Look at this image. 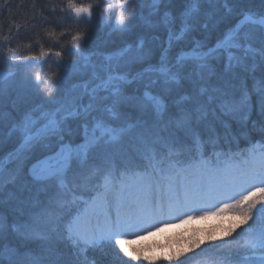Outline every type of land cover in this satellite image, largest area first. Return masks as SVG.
I'll list each match as a JSON object with an SVG mask.
<instances>
[{"label":"snow or ice","instance_id":"snow-or-ice-1","mask_svg":"<svg viewBox=\"0 0 264 264\" xmlns=\"http://www.w3.org/2000/svg\"><path fill=\"white\" fill-rule=\"evenodd\" d=\"M129 2L116 0L121 8ZM161 2L153 0L154 14L159 11L156 6ZM197 2L185 0L186 7L179 15L178 32L174 27L175 18L170 12L164 13L163 23L168 29V40L167 47L161 50L159 63H149L131 76L122 70L123 67L131 63H144V53L125 61V65L120 63V59L127 49L121 50L115 62L113 57H107V62L90 63L86 53L87 36L80 31L71 35L70 46L63 50L53 52L51 48L45 50L41 46L39 56L18 58L25 62L39 61L41 66L52 64L56 69L47 79H42L39 73L35 77L36 88L55 107L50 110L34 109L26 114L20 132L23 136L22 149L35 146L37 149L51 151L49 139L55 137L57 140L58 150L34 164L31 174L38 181L54 180L63 190L59 199L61 208L67 211L53 227L71 249L72 259L62 264H98L95 257H89V251H99L104 255L110 252L113 256L112 264H129V261L135 264V261L141 259V253L132 250L129 244L133 236L141 233L133 232V229L159 230L160 227L168 226L167 222L160 220L165 215L170 220L185 223L224 214H231L235 221L227 230L228 236L242 229L238 234L244 237L238 246L241 255L239 264H264V148L253 147L239 160L227 155L221 163L217 142H202L198 136H194L191 127L193 117L199 119L204 108L200 97L207 90L202 83L214 74L211 60L219 61L226 57L225 72H231L237 67L244 71H255V56L258 52L264 64V13H236L234 9H229V14L238 17L236 24L228 28L222 38L217 39L215 46L208 47L205 40L193 35L198 25ZM94 11L93 4L78 3L77 0H65L60 7V13L67 14L68 22L76 25L85 23L90 26ZM124 21L123 15L118 16L117 22L124 26L122 31L128 27ZM219 23L216 21V25ZM250 26L260 29L259 49H254L250 43L253 39ZM49 36L59 43L54 32H50ZM174 48H179L175 54ZM51 55L57 59H45ZM64 57H76L72 65L75 74H86L89 77L82 85H73V90L82 89L76 96H69L68 92L63 97L60 95L69 67ZM249 59L253 60L251 68L248 65ZM33 66L32 63L22 65L25 69ZM9 78V73L0 71V82ZM182 83L198 89V94L192 98L193 107H180L178 116L169 115L166 121L160 120L153 125L158 129L153 144H160L161 150L146 146L141 158L131 166L125 165L117 176L107 146L118 141L133 127L131 124L124 126L130 114L122 109H151L157 116H163L166 107L161 95L153 94L150 89L158 88L161 93L170 95ZM41 84L44 87H40ZM134 84L136 89L128 93V87ZM140 87L144 88L142 97L135 94ZM85 95L89 98L86 105L80 102ZM215 99L217 97L208 95L207 102L211 103ZM221 108L231 110L227 101L221 103ZM69 118L81 121L83 142L65 141V122ZM180 132L184 133L183 137L178 135ZM68 135H73L71 130ZM93 153L105 163L93 167L92 172L98 177V182L90 189L88 197L80 196L78 199L75 189L69 185L68 173L74 162L81 167L85 166ZM16 158L19 159L18 156ZM5 164L6 161H0V181L5 180ZM75 176L76 173L73 174V182ZM14 179L15 175L9 173L8 180ZM162 184L167 186L170 193L166 204L153 199V192H158ZM5 230L6 225L0 223V232ZM13 230L23 240L34 238L32 233L19 232L15 226ZM200 244V241H193L189 251ZM13 252L15 249L7 246L0 250V264H4L6 253ZM183 255L185 253L179 252L175 257H170V264ZM123 257H127V260Z\"/></svg>","mask_w":264,"mask_h":264},{"label":"bare ground","instance_id":"bare-ground-1","mask_svg":"<svg viewBox=\"0 0 264 264\" xmlns=\"http://www.w3.org/2000/svg\"><path fill=\"white\" fill-rule=\"evenodd\" d=\"M111 1L112 0H109V2ZM113 1L114 6L116 7V0ZM77 2L93 4L95 9L94 17L96 20L92 21V25L89 26L85 23H81L79 25L74 23L70 24L67 19V14L60 13V7L63 3H65V0H0V71L10 74L9 79L0 82V121L1 124H4L2 132L0 128V137L2 136L0 138V161H6L4 169L5 180L0 181V223H3L4 225L18 218L24 217L27 214L26 204H22L21 206L16 204L17 201L15 199L19 193L12 188V180H8V174L11 173L15 175V179L13 181H18L19 174H22V165H24L27 170V173L24 172L25 180L28 182L30 179L32 181H36L32 182L31 185L34 184L36 187H40V189L47 188V190L53 195H61L63 191L59 187L58 182L54 180L38 181L29 175V168L32 165L36 164L44 156L58 150L56 147V138L51 144V151L42 149L38 155L32 157L31 153L28 158L26 153L28 154L32 152L33 149L32 147L25 148L22 150L26 153H21V157L25 160L23 161V164L14 158L9 160L8 151L11 149L19 150V148H21L17 146V139L21 136V123L11 115H8L6 109H8V107H12V104H14L15 107L17 102L22 104V107L26 109L25 111H27V114L31 113L34 109H41V106L47 103V99L44 97L43 93L36 88V74L39 73L42 79H47L51 77V73L55 71V69L52 70V64L45 63L41 66L39 61L25 62L19 60L18 58L22 56H39L41 46H43L45 50L51 48L53 52L56 50H63L64 48L70 46L71 35L75 34L77 31L86 34V53L95 58L100 57L98 54L100 53L101 48L105 49L108 44H123V40L119 37H114L112 39L107 34L99 35V28L96 24L99 18H103V16L104 18L109 19L110 11L106 10L109 4L103 3V0H77ZM253 2L257 4L260 3V9L261 7L264 8V0H245L244 4L240 8L250 9L249 4ZM141 3L144 5V0ZM96 5H99V7L97 8ZM184 5L185 0H180V8ZM170 6H172L171 3ZM53 9H55V11H53ZM139 11L141 10H138V12ZM131 22L132 24H135V20L129 19V24H131ZM50 32L55 33L59 43L51 39L49 36ZM61 33H64V35H61ZM132 33V37H129L131 38L129 39V46H135L139 37L143 34L142 31L136 30ZM121 47L124 48L123 46H117L114 48V51L121 49ZM9 49H11V51H9ZM161 50L162 47L160 43L158 46V52L152 54L151 61L153 60L154 64L159 63ZM177 51H179V48H174L173 54ZM45 59L55 61L57 58L54 55H51ZM63 59L69 65L66 72L73 70L74 68L72 65L77 58L64 57ZM212 61L215 63L213 69H217L221 75L227 77L228 79H231L233 74H237L242 70L237 67L231 72H225V64L227 62L225 57H222L219 61ZM89 62L91 63L90 59ZM24 63H32L34 66L25 69L22 67ZM80 63H83V61H80ZM248 65L249 68H251L250 62ZM246 72L248 71L242 70V74H245ZM240 82L241 81L239 80L231 79L225 85L223 84V89H227L229 91H225L229 93L228 95H233L235 92V86H237ZM218 83L219 80L215 77H208L207 80L202 83V86L208 91L211 86L216 88ZM260 85L261 88L257 89L258 96L264 95V82ZM40 87H44V85L41 84ZM181 93H189L188 96H190V94H198V89H193L191 85L186 83ZM208 95L215 96L216 93L212 89L207 92V96ZM147 115H152V112L148 111ZM17 116L20 120L19 115ZM155 120L156 118H149V122ZM3 137L9 139V144H7L8 141L6 142V140H3ZM3 142L7 145V147L3 144ZM81 142H83V140H81ZM126 143L127 142H125V144ZM124 145L122 147H124ZM247 153V148L245 146L239 150L238 155L242 158V156ZM81 184L82 183H80V185ZM51 185L58 186L56 187ZM69 185L71 187L73 186L72 183H69ZM3 187L7 188V190L4 191ZM52 188L55 189L51 191L50 189ZM30 194V189L25 187V189L21 191L18 200L21 202L27 201L25 199ZM37 229H39V227H37ZM2 244L4 243L1 239L0 250L2 248ZM34 245H37V243H34ZM17 252L19 254V259H22L27 254L25 250H17ZM4 264H14V262L12 263L4 259Z\"/></svg>","mask_w":264,"mask_h":264},{"label":"rangeland","instance_id":"rangeland-1","mask_svg":"<svg viewBox=\"0 0 264 264\" xmlns=\"http://www.w3.org/2000/svg\"><path fill=\"white\" fill-rule=\"evenodd\" d=\"M142 1L143 0H136V2H135V0H133L132 3L125 5L123 8H121L120 6H119V8H117L114 6L113 0L111 2H109V0H103V3L109 4L112 6V7L106 8L107 11H110L109 19L104 18V16H103V18L105 20L112 22V28L114 29L115 33L122 34V33L126 32V35H124V37L131 39L129 37H132V35H133L132 31L136 30V31L144 32L145 31L144 27L146 28L147 24L149 25V22H147V24L136 25L137 19L135 20V24H132V22H131V24H129V19H126L129 15V14H127V11L128 12H132V11L134 12V11L141 10L143 8L144 5L141 3ZM145 1L149 4V7L151 10H147L144 13L149 14L150 11H154L153 0H144V4H145ZM168 5L170 6V4L165 0V2H162L160 6L157 5L156 7H158V9H160L161 6L163 7V6H168ZM158 14L160 15L159 12H158ZM120 15L124 16L125 25H128V27L123 31L121 29L124 26L120 25L117 22V18ZM163 16H164V14L161 15L159 19L157 18L158 21L154 20V21H152V23L154 24L156 22H159V24H160V22H161L162 24H160V26L164 25ZM103 18H102V20H103ZM160 26L157 28V30H159ZM213 27L214 26H211L210 28L212 29ZM114 32H112V33H114ZM211 32L212 31H209V34ZM112 33L105 32V34H112ZM203 38L208 39L205 36H203ZM149 40H152V39L149 38ZM129 41L130 40H127L126 42L129 43ZM138 41H140V42L142 41V43L138 46H126V47L121 48V49L116 50V51L112 50L113 46L110 43L111 45H110V47H108V50H106L105 54H103L101 56V58H97V59L93 58L91 60V63L100 64V63L107 62L106 61L107 57H113V62H115V60L118 57L121 50L127 49L128 51L125 53L124 57L120 59V63L122 65H125V61H128L134 57H137L141 53H144L146 56L149 54L148 49H150V48L153 49L154 47H158V44L152 43L150 41H147V43L144 42L142 36L139 37ZM137 42H136V44H137ZM164 46H167V41L164 42ZM106 49H107V47H106ZM133 64L134 63L127 64L126 66L123 67L122 70L129 72V70L131 68L130 66H132ZM54 69H55V67L52 66V70H54ZM141 69H142V66H139L137 68V70L135 71V73ZM55 71H56V69H55ZM132 75H134V74L132 73ZM87 78H88V75H86V74L85 75L75 74L74 69L71 71H68L67 72V79L63 85V90L60 93L61 97L64 96L65 92H68L69 96L78 95L82 91V89L77 88V89L73 90V85H75V84H81L82 85L86 81ZM150 91H152V89H150ZM152 92H153V94L162 95L160 90L158 92H154V91H152ZM88 99H89L88 96H84L83 100L80 102L82 104L86 105L88 103ZM53 107H55V105L49 104L47 101L46 104L41 106V110H44V109L50 110ZM25 110L26 109H24L22 107V104L17 102L15 104V107H14V104H12V107H10V108L8 107V109H6V112L8 113V115H11L13 118L17 119L18 121H20V123H22L25 115L27 114L26 113L27 111H25ZM122 111L130 114L128 119L124 122V126H127V124H131V125H133V127L128 132H126L123 136H121L118 141L107 146L108 152L111 156V159L115 157L114 153L110 152V150L112 148H118L120 146H123L126 142L127 135L129 136V138H133L135 136V134H137L138 131L144 127V124L139 119V117H141V113L143 112V110H141L139 108H123ZM18 114H19L20 120L18 119V116H17ZM37 114H38V112H37ZM75 120H76V122H75L76 125L75 124L72 125L73 129H75V132H73V135H71V136L73 137V136L77 135V137H78L77 140H83V129L79 128L81 121H79L78 119L69 118V120L65 122V126L69 122L75 121ZM3 126H4V124H1V121H0L1 132H2ZM75 139H76V137H75ZM3 140H6V142L8 141L7 144H9V139H6L3 137ZM54 140H55V137L50 138L49 143L52 144L54 142ZM3 144H5V143L3 142ZM6 147H7V145H6ZM19 149H20V151L22 150V148H19ZM32 149H33L32 152H30L28 154L26 153L28 158H29V155L31 153H32V157H33L35 155H38L40 153V151L42 150V149L35 148V146H33ZM20 151L18 152V153H20V156H19V154L16 153L13 156H11L12 154L9 155V157L11 156L12 158L17 159L16 157L18 156L19 159H17V160L23 159L21 157ZM90 156H94L95 159L89 160V162L87 164H91L92 162H96L97 160L101 159L95 153L90 154ZM101 160H103V159H101ZM22 161H25V160L23 159ZM19 164H21V163H19ZM77 167H80V165L78 163L74 162L71 166V170L69 171V173L72 172L73 170H75V168H77ZM21 173L22 174H19L18 181H17V184H18L16 186L17 192L21 193V191L24 190L25 186H26L27 188L30 187L31 190L33 191V193H37V191L39 190V187H34L32 185H29L28 182L25 180L23 165L21 168ZM51 186L57 187L58 185H51ZM3 189L7 190L4 187H3ZM54 189L55 188H52L50 190L53 191ZM32 191H31V193H32ZM153 199H154V201L157 199H160V194L154 193ZM167 200L168 199H163L161 202L166 204ZM50 202H51L50 199L46 198L44 195V199L41 201V203L44 204V205H42V209H50L53 206L50 204ZM16 204L21 206L22 202L17 199ZM211 218H212L211 223H209V221L204 222V221H197L196 220L193 222L187 221L185 223H180L178 225H176V224H172V225L170 224L169 225L168 224V226H165L159 230L148 229V231H142L141 229H133V232H140L141 234L138 236H133L131 238V242L129 244V247L132 250H135V251L141 253L140 261L142 264H170V261H169L170 257H175L177 255V253H179V252H183V253H185V255L187 253H189L190 252L189 247L193 241H200L201 244L199 247L193 248L192 251L201 250V249H204L205 247L208 248L209 245L218 242L227 233V230L235 224V221L232 218H222L221 220L223 223L221 222L220 219H218L219 218L218 216H214ZM160 219H162V217H160ZM205 223H208V224H205ZM144 227L147 228V225H145ZM238 230H241V229H238ZM205 241H207V242L205 243ZM108 255L112 256V254L110 252L108 253ZM185 255H183V256H185ZM121 256H122V254H121ZM183 256H181L179 258V260ZM123 259L127 260V257H123ZM176 261H178V260L171 261V264L175 263ZM204 264H216V263L206 262Z\"/></svg>","mask_w":264,"mask_h":264},{"label":"trees","instance_id":"trees-1","mask_svg":"<svg viewBox=\"0 0 264 264\" xmlns=\"http://www.w3.org/2000/svg\"><path fill=\"white\" fill-rule=\"evenodd\" d=\"M227 1H228V5H226L225 13L222 14L224 20L223 25L226 28L225 30L234 26L238 19V17L235 14H229V9H234L236 13L240 11L252 12L258 15L264 13V8L263 7H261V9L259 8L260 3L257 4L253 2L249 4L250 9H241L240 7L244 4L245 0H227ZM177 6L178 7L180 6V0H177ZM176 27H177V23H176ZM220 29H218L217 31L214 28L211 29L212 32L210 33V37L208 38L209 41L205 40L208 43L207 44L208 47L215 46L217 39L221 38L218 37L220 35L219 32ZM257 32L258 31H256L255 34H257ZM221 33H225V32L221 31ZM212 38L213 40L211 41ZM216 72L217 73H214L215 76L213 77L219 80V83L217 84L215 89H219L220 92H222L224 95H228L229 93L225 92L228 90L223 89L224 88L223 84L225 85L226 83H228L230 79L221 75L219 71ZM250 73L255 74L257 73V71H248L245 73V75L250 76ZM211 76L212 75H210V77ZM255 79H256V81H254L255 86L261 87L260 84H263L264 79L260 77H256ZM222 89L224 91H221ZM252 99L253 102H251V104L255 106V110L252 111V115L249 116L248 118H242L239 114H235L232 110L230 111L222 110L221 114L218 112V115L209 118V121H212L213 123L222 124L219 125L217 128V133L219 134H217L214 131H209L207 133L193 132L194 136H198L201 139V141L215 140L218 144V148H223L227 151L241 150V148L250 144L251 140L257 138L260 139L264 137V95L258 96L256 94ZM220 109L221 106L219 107V111ZM226 123H229V125H224ZM179 135L183 137L184 133L180 132ZM55 252L57 253L58 251H56L55 249ZM55 252L54 254H56ZM50 253L52 254L51 250ZM94 257L97 260L98 264H112L113 261V257L108 254L107 255L101 254ZM129 264H133V262L129 261ZM135 264H142V263L140 260H138L135 261Z\"/></svg>","mask_w":264,"mask_h":264},{"label":"water","instance_id":"water-1","mask_svg":"<svg viewBox=\"0 0 264 264\" xmlns=\"http://www.w3.org/2000/svg\"><path fill=\"white\" fill-rule=\"evenodd\" d=\"M32 166H33V165H32ZM32 166L29 168V175H30L31 177H33L32 174H31V168H32Z\"/></svg>","mask_w":264,"mask_h":264}]
</instances>
